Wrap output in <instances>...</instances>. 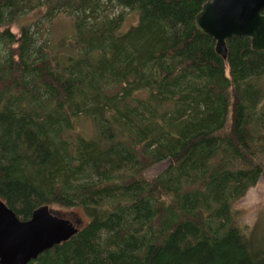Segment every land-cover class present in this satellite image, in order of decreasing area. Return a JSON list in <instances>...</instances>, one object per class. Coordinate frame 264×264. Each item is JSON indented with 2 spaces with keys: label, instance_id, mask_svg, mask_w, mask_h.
<instances>
[{
  "label": "trees",
  "instance_id": "obj_1",
  "mask_svg": "<svg viewBox=\"0 0 264 264\" xmlns=\"http://www.w3.org/2000/svg\"><path fill=\"white\" fill-rule=\"evenodd\" d=\"M207 1L0 0V199L89 219L30 264H264L234 209L264 176V52L219 56Z\"/></svg>",
  "mask_w": 264,
  "mask_h": 264
},
{
  "label": "water",
  "instance_id": "obj_2",
  "mask_svg": "<svg viewBox=\"0 0 264 264\" xmlns=\"http://www.w3.org/2000/svg\"><path fill=\"white\" fill-rule=\"evenodd\" d=\"M195 25L214 39L216 53L227 58V41L247 37L264 52V0H208ZM76 232L73 223L48 209L22 221L0 199V264H30Z\"/></svg>",
  "mask_w": 264,
  "mask_h": 264
},
{
  "label": "rangeland",
  "instance_id": "obj_3",
  "mask_svg": "<svg viewBox=\"0 0 264 264\" xmlns=\"http://www.w3.org/2000/svg\"><path fill=\"white\" fill-rule=\"evenodd\" d=\"M38 18L39 16L31 14L30 16L23 18L17 25L12 27V29L15 33H17L20 25L34 23ZM72 20V17L66 14H61L51 24H46L41 33L45 38H48L55 47L70 38L73 34ZM134 20V16L128 19L125 29L128 25H130V23H134ZM62 50L63 49L60 51L62 52ZM81 122L84 121L82 120ZM79 129H83L88 133L92 130L91 125L88 122L81 123L79 125ZM168 166L169 162L167 161L155 165L149 171L148 177L159 175L167 169ZM234 209L236 222L243 232L249 236L256 234L257 236L262 237L263 240L259 242L264 243V176L259 180L255 187L248 191L246 197L235 205ZM53 212L57 213L62 218L71 220L76 228L83 227L89 220L86 214L81 210H77L76 213H72L53 209Z\"/></svg>",
  "mask_w": 264,
  "mask_h": 264
},
{
  "label": "flooded vegetation",
  "instance_id": "obj_4",
  "mask_svg": "<svg viewBox=\"0 0 264 264\" xmlns=\"http://www.w3.org/2000/svg\"><path fill=\"white\" fill-rule=\"evenodd\" d=\"M72 222V221H71ZM73 223V222H72ZM74 225V224H73ZM74 227H75V225H74ZM76 229V228H75Z\"/></svg>",
  "mask_w": 264,
  "mask_h": 264
}]
</instances>
